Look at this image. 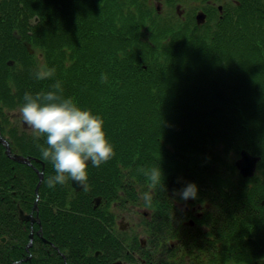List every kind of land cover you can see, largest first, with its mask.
Segmentation results:
<instances>
[{
  "label": "trees",
  "instance_id": "obj_1",
  "mask_svg": "<svg viewBox=\"0 0 264 264\" xmlns=\"http://www.w3.org/2000/svg\"><path fill=\"white\" fill-rule=\"evenodd\" d=\"M20 1L0 0V131L12 152L30 157L36 168L9 157L0 141V264L30 254L24 264H63L40 256L34 246L26 250L29 228L20 222L17 207H32L36 169L43 165L42 202L56 194L61 203L68 197L64 188L71 186L70 179L47 186L54 168L41 159L32 132L23 129L18 114L25 92H46L56 80L65 97L103 118L115 151L100 167L89 164L98 183L90 180V172L85 189L74 192L72 198L79 203L68 216L76 228L84 226L77 214L93 210L86 208L93 196L109 203L136 200L163 213L174 209L173 192L181 195L191 182L197 186L196 199L217 197L223 216L237 228L235 234L249 228L250 244L261 242L264 7L239 8L231 19H208L200 25L154 14L146 0H31L34 7L25 12L18 8ZM35 13L40 22L29 35L22 26ZM14 30L22 36H14ZM27 39L33 53L24 44ZM10 57L13 64L7 63ZM43 65L54 67L55 76L35 79ZM102 73L107 83L100 82ZM243 149L260 156L253 176H243L236 166ZM156 165L162 183L151 203H145L140 198L148 191L144 171ZM155 218V226H163V215ZM45 221L51 225L49 218ZM99 225L96 221L91 226ZM234 253L236 262L246 260L236 246Z\"/></svg>",
  "mask_w": 264,
  "mask_h": 264
},
{
  "label": "flooded vegetation",
  "instance_id": "obj_2",
  "mask_svg": "<svg viewBox=\"0 0 264 264\" xmlns=\"http://www.w3.org/2000/svg\"><path fill=\"white\" fill-rule=\"evenodd\" d=\"M145 3L154 12L163 13L167 9V16L178 19L180 23L197 24L199 12L206 13L205 22L210 19L216 23L223 18L231 19L239 8L264 7V0H146ZM33 5L31 0H22L18 8L25 12ZM26 20L22 30L31 35V28L40 22V15L35 13ZM71 186L73 188L72 181ZM36 195L29 211L24 210L25 213H32V218L22 219L19 212L21 204L17 206L20 222L29 228L25 248L29 251L34 246L39 249L40 256L53 263L61 259L63 264H253L264 258V233L260 235L261 242L255 245L250 244L252 236L249 235V228L238 229L235 234L237 228L232 227L223 216L224 211L217 205V197L185 200L173 192L170 199L174 209L168 208L159 213L136 200L130 203L119 199L109 203L103 196H93L90 202L94 204L91 207V203L87 202L89 206L86 208L100 211L91 209L77 214L84 226L76 228L68 215L78 201L70 198L73 204L69 201L62 207L59 194L48 203L42 202L39 191ZM97 197H101L98 203L95 201ZM160 214L163 215V226H155V217ZM46 218L50 219V226L46 225ZM96 221L100 225L91 226ZM4 238H1L4 242L8 241ZM235 246L239 256L246 257L245 261L236 262ZM31 258V254L29 257L22 256L12 264H24Z\"/></svg>",
  "mask_w": 264,
  "mask_h": 264
},
{
  "label": "clouds",
  "instance_id": "obj_3",
  "mask_svg": "<svg viewBox=\"0 0 264 264\" xmlns=\"http://www.w3.org/2000/svg\"><path fill=\"white\" fill-rule=\"evenodd\" d=\"M55 76V68L41 66L34 73L37 80ZM108 77L102 73L100 82L107 83ZM19 116L31 130L33 141L41 159L51 162L55 175L46 178L51 189L72 180L78 185H86L89 164L100 167L115 156L114 146L109 142L104 130V120L91 109L81 108L72 97L63 95L59 80L46 92H25ZM44 139V143L39 141ZM148 180V191L141 194L145 203H151L155 190L162 183V171L156 165L144 171ZM197 186L188 183L181 196L195 199Z\"/></svg>",
  "mask_w": 264,
  "mask_h": 264
},
{
  "label": "water",
  "instance_id": "obj_4",
  "mask_svg": "<svg viewBox=\"0 0 264 264\" xmlns=\"http://www.w3.org/2000/svg\"><path fill=\"white\" fill-rule=\"evenodd\" d=\"M205 18H206V14L204 12L198 13V15H197L198 23H204ZM25 43H26L29 51L33 53L34 49L32 48L31 43L28 41H25ZM8 63L13 64L14 61H10V62L8 61ZM0 141L5 145L6 154L9 157H11L13 160L21 162V163L31 164L32 160L30 157L23 156L21 154L12 152V148H11L9 140L1 134V131H0ZM259 160H260V156L254 155V154L250 153L248 150L243 149L240 153V157L236 160V166L243 176H246V177L253 176L256 172L257 164H258ZM36 161L40 162L41 160L36 159ZM37 173L39 175L40 180H39L35 190L38 193L40 184L42 182V179L44 178V165L41 168V170H39V169L37 170ZM72 185L77 190L81 189L84 186V185H78V184L74 183L73 181H72ZM100 199H101V197H97L95 199L96 203H98L100 201ZM19 212H20V217L24 220L25 219L28 220V219L32 218V213H25L21 207H19ZM3 239L5 240L4 237H3ZM30 244H31V241L29 242V245ZM28 247L29 246H27V248ZM253 264H264V258L256 260Z\"/></svg>",
  "mask_w": 264,
  "mask_h": 264
},
{
  "label": "rangeland",
  "instance_id": "obj_5",
  "mask_svg": "<svg viewBox=\"0 0 264 264\" xmlns=\"http://www.w3.org/2000/svg\"><path fill=\"white\" fill-rule=\"evenodd\" d=\"M146 4V6H148V4L147 3H145ZM148 7H150V6H148ZM155 12H156V10H155ZM155 12H154V14H155ZM167 9H165V11L163 12V13H159V14H161L162 16H167ZM158 14V13H157ZM26 41H28V40H26ZM28 42H30V41H28ZM9 64V63H8ZM15 112V111H14ZM23 129H26L27 131H30L31 132V130L27 127V125L25 124L24 125V127H23ZM2 134V133H1ZM240 157V156H239ZM32 160V159H31ZM21 163V162H20ZM24 164H26V165H29V166H31V167H35V165L33 164V162L31 161V164H28V163H24ZM258 165V164H257ZM36 168V167H35ZM92 167H88V169H87V172H88V176H91V174H90V172L92 173V177L90 178V180H93L94 182H96V183H98V181H97V173H96V175L95 176H93V169H91ZM36 170H38V169H36ZM41 170V169H40ZM257 170V169H256ZM37 172V171H36ZM256 173V172H255ZM38 177H39V175H38ZM44 179V178H43ZM42 179V180H43ZM39 180H40V178H39ZM39 180H38V182H39ZM93 181H91V183H93ZM38 182H37V184H38ZM41 184H42V182H41ZM37 186V185H36ZM65 190H66V196H71V197H65L63 200H65L63 203H61V205H62V207H64L65 206V204L67 203V202H71L72 200L70 199V198H72V196L74 195V192L75 191H77V190H75V188H74V186H73V188H71L70 186H68V187H65L64 188ZM85 188H83V189H80V190H84ZM98 196H101V195H98ZM73 199V198H72ZM75 200V199H74ZM77 201V200H76ZM86 201V200H85ZM72 204H73V202H71Z\"/></svg>",
  "mask_w": 264,
  "mask_h": 264
},
{
  "label": "bare ground",
  "instance_id": "obj_6",
  "mask_svg": "<svg viewBox=\"0 0 264 264\" xmlns=\"http://www.w3.org/2000/svg\"><path fill=\"white\" fill-rule=\"evenodd\" d=\"M13 35L16 36L17 38H20L21 34L17 32V30H14ZM8 61H14L13 57L8 58Z\"/></svg>",
  "mask_w": 264,
  "mask_h": 264
}]
</instances>
